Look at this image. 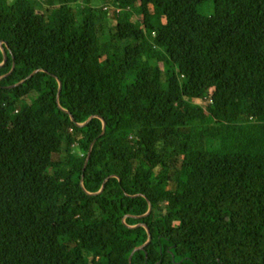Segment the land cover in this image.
<instances>
[{"label":"trees","instance_id":"16d2710c","mask_svg":"<svg viewBox=\"0 0 264 264\" xmlns=\"http://www.w3.org/2000/svg\"><path fill=\"white\" fill-rule=\"evenodd\" d=\"M0 264H264V0H0Z\"/></svg>","mask_w":264,"mask_h":264},{"label":"rangeland","instance_id":"374dc122","mask_svg":"<svg viewBox=\"0 0 264 264\" xmlns=\"http://www.w3.org/2000/svg\"><path fill=\"white\" fill-rule=\"evenodd\" d=\"M114 21H111V25H114ZM193 142L196 147V150L205 152L206 154L210 155H216V154H223L221 150V140L215 141L211 140L209 138H203V139H196L191 142L190 147H193ZM252 151V148L250 149Z\"/></svg>","mask_w":264,"mask_h":264},{"label":"water","instance_id":"95a60500","mask_svg":"<svg viewBox=\"0 0 264 264\" xmlns=\"http://www.w3.org/2000/svg\"><path fill=\"white\" fill-rule=\"evenodd\" d=\"M3 49V48H2ZM3 53L6 55V53H5V50L3 49ZM39 71H35L30 77H32V76H34L36 73H38ZM59 85H60V87H59V95H60V92H61V90H62V84L61 83H59ZM59 95H58V98H59ZM85 124H83V125H80V126H84ZM105 126V125H104ZM90 156V155H89ZM88 159H89V157H88ZM87 162H88V160L86 161V163H85V167L87 166ZM103 188H104V186H103ZM103 188H102V190H103ZM101 190V191H102ZM150 204V203H149ZM151 210H152V206H151V204H150V208H149V212L146 214V215H148L150 212H151ZM146 227V226H145ZM148 230V229H147ZM148 234H149V232H148ZM151 241V235L149 234V239H148V242L144 245V246H142V247H139V248H137L135 251H137V250H141V249H144V247L149 243Z\"/></svg>","mask_w":264,"mask_h":264}]
</instances>
